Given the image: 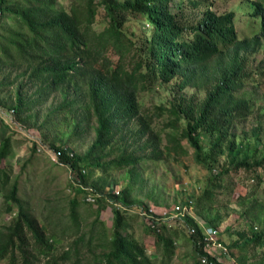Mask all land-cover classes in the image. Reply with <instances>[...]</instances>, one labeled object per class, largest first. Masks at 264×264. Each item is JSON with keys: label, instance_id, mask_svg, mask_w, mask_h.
I'll return each instance as SVG.
<instances>
[{"label": "trees", "instance_id": "1", "mask_svg": "<svg viewBox=\"0 0 264 264\" xmlns=\"http://www.w3.org/2000/svg\"><path fill=\"white\" fill-rule=\"evenodd\" d=\"M68 1L69 6L65 8L58 6L57 0H0V71L20 70L21 76L35 87L36 98L30 102L18 92L12 107L15 117L58 92L62 96L59 111L65 109L76 116L82 113L83 121L96 123L95 139L84 155H70L61 146L49 145L59 162L73 173L70 186L74 195L68 214L73 235L80 231L78 206L86 193L82 186L91 187L88 185L90 170L107 172L131 166L129 172L135 177V165L142 157L134 150L144 152L151 148L157 152L161 139L149 136L153 134L152 120L143 115L139 103L140 92L149 85L176 81L179 90L187 87L205 90L197 107L172 106L171 111L175 123L185 122L180 140H186L194 149L197 162L210 173L207 187L194 202L191 200L186 205L191 209L213 208L215 188L222 187L220 182L231 169H216V161H207V157L212 151L216 156L223 154L221 147L234 122L252 114L249 99L238 92L250 79L252 56L264 40V0H248L247 14L254 25L251 34L243 36L238 34L234 11L217 13L213 9L214 0ZM99 10L103 11L102 16ZM131 18L144 24L140 36L126 30L125 24ZM97 22L101 24L99 30L94 28ZM159 109L164 112L162 107ZM179 113L184 114L183 118ZM175 123L172 129L178 127ZM3 127L10 130L7 122ZM10 131H16L15 127ZM167 134L172 149L180 146L184 150L171 131ZM201 135L210 138L211 144L206 150L200 141ZM254 136L252 155L244 151L238 159L240 149L233 141H228L226 150L234 155L232 171L243 168L250 178L264 184V143L258 133ZM126 137L134 140V150L129 149ZM36 144L42 145L35 140L34 150ZM114 147L120 153L109 160L107 157ZM11 153V136L6 135L0 139V163ZM91 188L99 194L95 199L96 218L87 239L80 235L75 240L74 254L80 245L90 247L101 235L105 241L95 264L169 263L175 252V238L181 230L179 225L160 221L157 227H152V222H146L147 233L154 238L155 252L159 255L151 257L142 243L131 234L123 233L124 211L128 212L132 206L128 187L120 190L119 195ZM0 195L7 212L13 214L11 223L0 227V262L39 264L42 256L48 258L56 239L22 198L18 178H12L11 172L3 167H0ZM103 202L112 205L113 216L112 231L106 238L98 229L103 224L98 221ZM175 221L187 227L197 226L196 234L188 232V241L195 264H202L199 256L204 250L199 244L203 242L198 224L186 216ZM239 237V243L232 242L228 247L240 250L239 264H247L249 246L264 247V226L259 232L252 231L251 236L243 231ZM71 257L68 250L61 258ZM209 262L222 264L211 257ZM251 264H264V256Z\"/></svg>", "mask_w": 264, "mask_h": 264}, {"label": "rangeland", "instance_id": "2", "mask_svg": "<svg viewBox=\"0 0 264 264\" xmlns=\"http://www.w3.org/2000/svg\"><path fill=\"white\" fill-rule=\"evenodd\" d=\"M57 4L67 8L69 1L57 0ZM213 9L217 13L234 11L239 36L251 34L254 22L247 14L248 0H214ZM99 15H103L102 10H99ZM101 19L98 17V21H102ZM98 23L94 25L96 30L101 28V24ZM143 25L142 21L131 18L127 20L125 28L129 33L140 36L144 29ZM249 70L252 73L250 79L246 80L238 95L249 99L252 114L244 120L234 122L221 147L223 154L216 156V152L212 151L207 157V161L211 159L216 161L214 164L216 169L218 167L231 169L225 180L220 182L222 187L215 188L213 208L191 209L186 205L191 200L194 202L195 197L207 187L210 173L197 162L195 151L186 140H180L179 134L185 122L182 120L180 124L175 123L171 111L172 106L182 109L186 108L185 106L197 107L205 96V90L197 91L191 87L179 90L176 81L164 85H149L139 94L141 112L152 120L153 134L149 136L151 138L159 136L161 141L156 153L152 152L151 148L140 152L135 149L134 140L126 137L129 149H135V153L142 157L135 165L133 172L135 177H131L129 172L131 166L107 172L89 171L88 185L97 188L101 193L109 191L111 187H119L120 190L128 187L132 206L128 207V212L124 211L123 233L131 234L142 243L151 257L159 255L155 252L154 238L147 233V220L139 215L140 208L151 209L158 217H168L177 209L185 207L186 217L191 218L195 224L217 227L220 230L219 239L227 247H230L232 242L241 241L239 233L244 231L245 235L251 236L252 231L259 232L264 226V184H258L256 179L250 178L249 173L243 168L232 171L234 163L232 164L231 160L234 159V155L233 152L226 150L228 141H233L240 149L238 159L242 157L244 151H250L252 155L255 150V133L259 134L264 143V40L260 50L252 56ZM21 73L20 70L0 71V139L10 135L12 150L11 156L1 161L0 167L11 172L12 178L15 176L18 178L22 198L56 239V242H52L53 249L48 253V258L42 256L39 264H95V258L103 250L105 241L103 236L95 238L89 244L90 247L80 245L77 254H74L76 250L74 243L80 235L87 239V233L92 229L93 220L96 218L97 201L88 202L85 197L81 201L78 206L80 231L73 235L68 216L70 200L74 195L70 186L73 173L66 165L54 162L55 151L49 148V145L61 146L68 153L84 155L95 139L96 123L94 120L83 121V114L80 112L76 116L72 112L67 113L65 109L59 111L62 96L58 92L43 104L31 105L29 110L20 114V117H15L11 109L18 92L28 102L36 98L35 87L30 85ZM159 107H162L164 112ZM179 115H182V118L184 116L182 113ZM6 116L7 119L13 120L10 130L12 126L19 127L15 128L16 131L12 132L3 127ZM76 123L80 125L76 127ZM174 123L178 126L176 129L171 127ZM168 131L172 132L184 150H181L180 146L172 149L168 141ZM125 133L126 136L129 135ZM116 138L119 139L120 136L117 135ZM200 139L206 150L211 144L210 138L201 135ZM35 140L42 143L43 150H34ZM111 151L107 157L109 160L120 153L116 151V147ZM102 204L104 209L98 221L101 220L103 224L98 229L103 231L106 238L112 231V205L104 202ZM12 217L13 214L7 212L0 195V227L10 224ZM172 223L179 225L182 231L179 229L180 232L175 238L174 256L168 264H195L193 248L188 241L187 226L175 220ZM229 249V256H219L217 261L222 264H239L241 251L237 248ZM68 250L72 257L64 260L61 257ZM263 256L264 247L249 246L246 262L251 264ZM0 264L8 263L2 261Z\"/></svg>", "mask_w": 264, "mask_h": 264}, {"label": "built area", "instance_id": "3", "mask_svg": "<svg viewBox=\"0 0 264 264\" xmlns=\"http://www.w3.org/2000/svg\"><path fill=\"white\" fill-rule=\"evenodd\" d=\"M11 112L14 113V110L11 109ZM5 122H7L8 124L11 125L13 123V120L11 118L7 119V116H6ZM14 127L19 128L16 125ZM37 149L43 150L41 144L37 145ZM69 154L71 155L72 153H69ZM55 155H56V153H55ZM54 162L62 164L59 162L57 155H56V158L54 159ZM67 168L70 170V168L68 166H67ZM82 188L86 190V193L84 196L85 200L88 202H95V199L99 194L94 192L91 187L82 186ZM109 192H111L114 195H119L120 188L119 187H111L109 189ZM114 205H116L118 207H122V205L119 203H114ZM139 210H138L139 215L144 217L147 220V222H150V223L152 222L151 223L152 227H157V225L160 221H166V222L172 223V222H174V220H177V219L181 220V218H183L187 214V208H185V207H182L181 209H177L175 211V213H173L171 216H168V217H158L157 215H155V213H153V210H151V209L144 210V209L140 208ZM170 225L171 224L168 223V226H170ZM187 228H188L189 234H196L197 226L192 225V226H189ZM198 228L201 231L202 242H203V243H199V244L202 245V249L204 250V254H205V255L203 254V255L199 256L200 262L202 264H216V263L209 262V257L217 260L219 258V256H226V257L229 256L230 249L224 243H222V241H220V239H219L220 230L217 227H213V226L204 227L203 225H198Z\"/></svg>", "mask_w": 264, "mask_h": 264}]
</instances>
